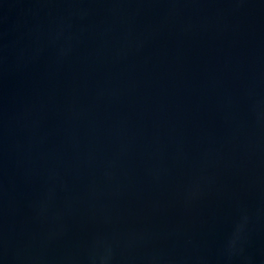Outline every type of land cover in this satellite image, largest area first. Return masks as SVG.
<instances>
[{"label":"water","instance_id":"1","mask_svg":"<svg viewBox=\"0 0 264 264\" xmlns=\"http://www.w3.org/2000/svg\"><path fill=\"white\" fill-rule=\"evenodd\" d=\"M0 264H264V0H0Z\"/></svg>","mask_w":264,"mask_h":264}]
</instances>
